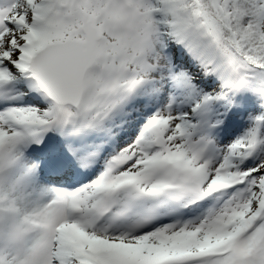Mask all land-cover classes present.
<instances>
[{"label": "snow or ice", "instance_id": "6c2138e0", "mask_svg": "<svg viewBox=\"0 0 264 264\" xmlns=\"http://www.w3.org/2000/svg\"><path fill=\"white\" fill-rule=\"evenodd\" d=\"M0 264H264V0H0Z\"/></svg>", "mask_w": 264, "mask_h": 264}]
</instances>
